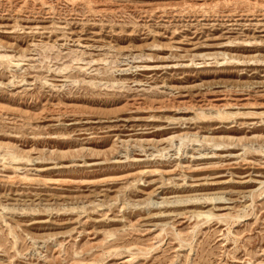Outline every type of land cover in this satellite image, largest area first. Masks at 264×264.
<instances>
[{
    "label": "rangeland",
    "instance_id": "rangeland-1",
    "mask_svg": "<svg viewBox=\"0 0 264 264\" xmlns=\"http://www.w3.org/2000/svg\"><path fill=\"white\" fill-rule=\"evenodd\" d=\"M0 264H264V0H0Z\"/></svg>",
    "mask_w": 264,
    "mask_h": 264
},
{
    "label": "bare ground",
    "instance_id": "bare-ground-1",
    "mask_svg": "<svg viewBox=\"0 0 264 264\" xmlns=\"http://www.w3.org/2000/svg\"><path fill=\"white\" fill-rule=\"evenodd\" d=\"M207 199V198H206ZM208 199H210V200H212V201H214V200H219V199H223L222 197H213V198H208ZM197 200H199V199H197ZM201 200V199H200ZM207 201H209V200H207ZM211 216H213L212 214H208L207 215V217H211Z\"/></svg>",
    "mask_w": 264,
    "mask_h": 264
}]
</instances>
